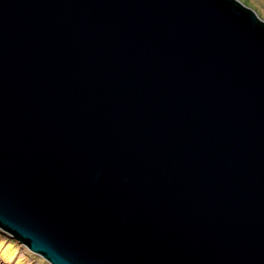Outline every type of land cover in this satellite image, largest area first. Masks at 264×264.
I'll list each match as a JSON object with an SVG mask.
<instances>
[{
    "label": "water",
    "instance_id": "obj_1",
    "mask_svg": "<svg viewBox=\"0 0 264 264\" xmlns=\"http://www.w3.org/2000/svg\"><path fill=\"white\" fill-rule=\"evenodd\" d=\"M0 228L51 264H264V20L0 0Z\"/></svg>",
    "mask_w": 264,
    "mask_h": 264
},
{
    "label": "rangeland",
    "instance_id": "obj_2",
    "mask_svg": "<svg viewBox=\"0 0 264 264\" xmlns=\"http://www.w3.org/2000/svg\"><path fill=\"white\" fill-rule=\"evenodd\" d=\"M264 20V0H240ZM13 241V243H11ZM0 264H51L10 232L0 228Z\"/></svg>",
    "mask_w": 264,
    "mask_h": 264
},
{
    "label": "trees",
    "instance_id": "obj_3",
    "mask_svg": "<svg viewBox=\"0 0 264 264\" xmlns=\"http://www.w3.org/2000/svg\"><path fill=\"white\" fill-rule=\"evenodd\" d=\"M11 243H13V241Z\"/></svg>",
    "mask_w": 264,
    "mask_h": 264
}]
</instances>
